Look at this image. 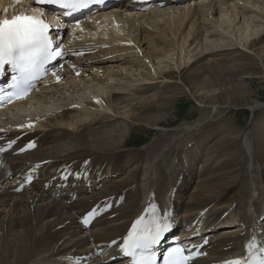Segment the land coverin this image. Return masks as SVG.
<instances>
[{
  "label": "bare ground",
  "instance_id": "obj_1",
  "mask_svg": "<svg viewBox=\"0 0 264 264\" xmlns=\"http://www.w3.org/2000/svg\"><path fill=\"white\" fill-rule=\"evenodd\" d=\"M255 3V0H198L176 7L168 4L166 8H153L134 16L131 21L116 20L113 15L99 19L102 25L95 28L91 36L101 41L108 37L114 39L113 42L105 40L96 46L97 51L102 50L100 54L77 61L75 65L82 72L72 73L73 77L63 83L71 84L76 94H79L76 83L83 84L90 94L94 89L96 94L90 96L91 100L81 99L80 105L73 107L42 109L43 120L33 125L38 129L22 141L33 140L36 149L28 148L20 155L13 151L0 155V264H101V256H108L109 251L117 249L109 247L110 242L119 240L142 212L151 210L150 204L158 206L160 214L166 209L172 215V223L183 222L190 230L200 227L204 216L218 227L208 250L212 256L201 264L240 256L246 241L252 237L261 240L264 222L260 234L255 232L252 223L264 215V122L253 125V132L248 130L242 134L236 129L230 132L232 127L223 122L184 145L179 141L197 131L195 127L185 126L184 135H167L168 145L153 144L146 148L145 145L132 152L121 149L120 145L131 126L127 127V123H133L129 118L160 131L153 126L167 117L164 113L138 117L136 111L128 112L130 108L136 109L135 105L145 104L148 109L154 101L159 102L157 91H170V81H181L180 85L187 87L185 92L196 97L199 104L212 106L211 115L220 107L229 110L251 105L248 107L254 110L263 105H253L257 100L252 98L247 81L255 79L249 77L252 75L263 76L264 69L259 73L244 66L228 70L215 65L214 60H205L204 56L175 78L171 73L159 75L151 71L163 85L159 88L156 85L139 87L147 85L143 82L128 87L117 85L112 78L120 71H111L103 65L110 59L122 62L120 64H125L120 66L122 72L132 71L137 63L150 66L149 59L144 63L135 60L143 57L146 50L149 54H164L165 47L190 38L197 29L211 22L215 14L220 17L230 13L227 16H234V21L235 16L245 19L237 5L244 8ZM4 9L10 18L29 8L13 0H0V18L5 15ZM215 24H220L223 31L227 28L221 21ZM123 30L125 35H122ZM104 47L108 48L104 50ZM242 48L257 57L264 67V34L249 42L246 40ZM124 54L132 57H123ZM203 65L207 67L201 69ZM160 67L162 64L158 69ZM66 74L70 73L66 71ZM105 88L109 92L103 94ZM34 94L38 96L24 102L27 107L47 105L40 100L49 97L48 93ZM165 99L171 102L173 97ZM125 104L128 106L122 107ZM19 107L24 105L13 107L15 112L21 110ZM123 108H126L125 113L121 115ZM13 109L0 113V117L4 113L12 114ZM33 115L27 113L28 117L33 118ZM21 118L6 123L16 126ZM121 119H127V123ZM252 122L251 118L248 123ZM203 124L200 122L201 126ZM225 134V144H236L239 139L237 148L229 149L225 144V147L214 146L215 149L206 147L212 139ZM16 145L19 149L25 147L20 142ZM141 155L145 159L140 167L131 169ZM28 173L38 176L27 187L23 177ZM53 176L60 182L68 180L78 197L72 201L46 192L45 186ZM97 181L102 184L98 190L94 189ZM88 186L93 187V193H86ZM93 206L97 214L89 227L83 229L78 217L82 218Z\"/></svg>",
  "mask_w": 264,
  "mask_h": 264
},
{
  "label": "rangeland",
  "instance_id": "obj_2",
  "mask_svg": "<svg viewBox=\"0 0 264 264\" xmlns=\"http://www.w3.org/2000/svg\"><path fill=\"white\" fill-rule=\"evenodd\" d=\"M255 1L256 3L254 6L248 5L247 7L242 8L240 7V4L237 5V7L239 8L240 12H242L245 19L244 18L242 19V17L239 16H235L236 20L234 21V16H230V15H228L229 17L227 16V14L230 13H227L220 17L218 16V14H215L211 22L197 29L194 35H192L188 39H184L185 42L181 41L179 43L178 42L176 43V45L178 44L177 46L168 45L167 47H165V50L168 53H170L169 56L166 51L164 54L158 53L154 55L152 53L149 54L150 52L146 50L145 53L142 55L143 57H140L138 60L132 58L133 60H135V62L139 60H142L141 62H143L149 59L152 64V65L150 64V66L149 65L141 66L142 63H137L138 65L135 64L132 71L129 70L131 72L129 71L122 72L120 66L125 65V64H120L122 62L120 63L113 62L112 61L113 59H110L108 60L109 62L103 65H105L104 67L110 68L111 71L117 70L121 72V73L120 72L115 73L112 78V81H114L115 84L117 85H121L122 87H128L130 85L133 86L136 85L137 83L143 82V84H147V85L139 86V87H152L156 85L159 88H162L163 85L159 83L160 82L159 80L155 79L156 75H154V73L151 71H156L159 75L171 73L173 74V78H175L180 73V71L182 70L184 71V68L188 69L197 60H199L204 56H206L205 60H214L213 62L215 63V65H218L219 67L222 66L221 68L224 69L228 68V70L229 69L231 70L239 67L243 68L244 66V68L249 69L250 71L259 73L264 69V67L261 64L262 62L253 54H247L249 52L245 51V49L242 48V46L246 45V40H248L249 42L251 39H254L255 37L264 34V0H255ZM218 21L223 22L227 26V28L224 31L222 30L223 27H219L220 24H215L218 23ZM255 28L257 30H255ZM214 32L217 33L214 34ZM251 32L253 33L252 36H250ZM122 56L127 58H129V56L132 57V55H127V54H124ZM188 59L189 61H187ZM158 63L162 64V67H160V69H158V65H159ZM114 66L116 68L118 67L119 69H116ZM203 66L201 67V69L202 68L205 69L207 67V65H203ZM259 76L260 75L249 76V77H255V79H253L252 81H247L249 82L248 87L252 91V95H251L252 98H255L257 100V103H253V105L255 106L256 104L263 105V106L259 105L261 107L256 108L252 112V114L248 112L250 110L248 106H251L248 105V106H242V108L241 107L230 108L229 110L223 109L224 107L223 108L220 107L216 113L214 111V113H212L211 115V112H213L212 106H203L199 104L196 97L193 98V96L189 92H185L187 87L180 85V83H182L181 81L178 80L170 81L169 85L172 91L170 89H169L170 91L168 90L163 91L162 89L157 91V94L160 95L159 102L154 101L153 103L154 105H152L148 109H145L146 107H148L145 106V104L141 106L131 103L135 105L136 109L130 108L128 112L129 114L132 111H136V115L138 117L148 116V115L152 116L153 114L164 113L165 115H167V117L163 120H158L156 122L157 126H153V127H158V130L160 129V131H157L155 129L153 130L152 126L139 124L135 120H132L130 118L129 120L133 123H127V119H121L122 120L121 122L128 124L127 127L131 125L128 127L129 130L127 129V127H125L127 131L125 132L124 141L122 143L123 145L122 144L120 145V147L122 146L121 149L125 151L129 150L130 152H132L135 150H141L142 147L145 145H146L145 148L153 144L158 147L163 146L165 144L168 145L169 137L167 135L171 133L175 134L176 136H180L181 134L184 135L182 133L183 128L189 125L195 127L197 131L191 133L192 137L190 134L185 135V138H183L182 141H179L180 145H184L192 138L195 137L197 138L199 137V135H203L205 132L210 131L211 128H216V125L218 126L220 125V123L222 124L223 122H225L223 124H227V126L232 127L230 128V132L233 129H236V132L238 131L237 133H241V134L248 130H250V132H253L254 129L251 128L253 125H256L257 122L259 121L264 122L263 121L264 75L260 77ZM101 79L104 80V78ZM142 79H153V80L143 81ZM70 85L71 84L66 85L63 88L62 87L51 88L49 92L51 97L54 98V100L52 99L46 100L44 104L47 105L40 106L39 108H34V107L21 108V110L17 112H13L9 116H7V118L6 116L4 117V115L1 116L0 122L21 118L23 115H27L28 112H31V115L36 112V114L39 113L38 115L40 116L42 115V111H43L42 109L51 108L50 110H53V109L65 108L66 106L71 107L75 104L78 105L81 103V99L91 100L89 99L90 96H92V94L93 95L96 94L94 89H92L90 94V92L87 91L86 87L83 84H79V83H76V87L79 92V94H76L77 92L76 89H74ZM105 89L107 90V88ZM105 89L103 91V94L109 92V90L106 91ZM148 92L149 91L145 92L144 94ZM110 94H112V92ZM121 95H125V94H121ZM169 97H173V100L171 102H167L165 99ZM125 106H128V104H125L122 107ZM125 109L126 108H123L122 110H120L119 113L123 115L125 113L124 112ZM19 115L22 116L19 117ZM251 118L253 122L250 124L248 122L250 121ZM200 122L204 124L201 126ZM260 125L261 123H259L258 126ZM226 135L227 134L219 136L220 138L212 139V141H210L209 145H207L206 147L209 148L212 147L213 149H215L214 146L225 147V145H227V148L229 149L237 148L239 139L236 144L235 143L225 144L226 143L225 139L227 138ZM219 140H222V142L221 143L218 142ZM216 143H218V145H216ZM150 153L152 152L150 151ZM144 159H145L144 155H141L139 158H136L137 162L133 164L134 167H132L131 169H136L140 167V163L143 162ZM124 177H126V175Z\"/></svg>",
  "mask_w": 264,
  "mask_h": 264
},
{
  "label": "snow or ice",
  "instance_id": "obj_3",
  "mask_svg": "<svg viewBox=\"0 0 264 264\" xmlns=\"http://www.w3.org/2000/svg\"><path fill=\"white\" fill-rule=\"evenodd\" d=\"M19 2L20 0H15V3ZM37 3L55 5L66 14H72L88 8L92 3H103V0H37ZM4 13V17L0 18V72L5 66L11 70V82L8 85V89L12 90L8 93V99L11 100L13 96L26 95L32 82L47 74L46 65L57 57H62L65 50L62 38L59 44L55 42L57 37L51 35L52 29L43 19V12L33 8L32 14L25 11L14 14L11 18L6 15L7 9H4ZM60 67L62 68V65ZM51 74L56 76L57 80L60 79L57 70L53 69ZM8 89H0V93ZM14 143L15 141H9L8 146L11 147ZM33 147L35 142L30 141L21 151ZM3 151L5 149L0 148V152ZM87 163L88 161H85V165ZM63 178L67 179V176ZM31 180L32 176L29 174L27 182L31 183ZM149 208L151 212L139 216L125 236L120 240H112L108 245L116 246L121 254L130 258L131 264H160L161 257L158 256L157 248L171 230V218L167 210L158 214V206L150 204ZM96 214L97 210L93 209L83 222L87 225ZM204 244H207V240L199 245L183 247L176 241L175 246L162 254V264H191L197 256L205 255L200 251ZM222 264H264V241L256 237L250 238L244 245L243 255L225 259Z\"/></svg>",
  "mask_w": 264,
  "mask_h": 264
}]
</instances>
